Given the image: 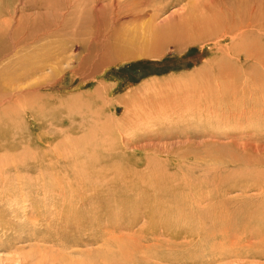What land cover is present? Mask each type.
Instances as JSON below:
<instances>
[{
  "label": "rangeland",
  "instance_id": "rangeland-1",
  "mask_svg": "<svg viewBox=\"0 0 264 264\" xmlns=\"http://www.w3.org/2000/svg\"><path fill=\"white\" fill-rule=\"evenodd\" d=\"M27 3L0 27L17 47L0 62V264H264V0ZM149 26L147 55L118 52Z\"/></svg>",
  "mask_w": 264,
  "mask_h": 264
},
{
  "label": "bare ground",
  "instance_id": "bare-ground-1",
  "mask_svg": "<svg viewBox=\"0 0 264 264\" xmlns=\"http://www.w3.org/2000/svg\"><path fill=\"white\" fill-rule=\"evenodd\" d=\"M2 1V0H1ZM4 1V0H3ZM36 1V0H35ZM218 1V0H217ZM29 2V1H28ZM15 3V2H14ZM77 3V2H76ZM87 3H89V7H88V9L91 11V12H97V13H100V12H102L105 8H107L106 6H109V9H111L112 8V6L114 7H116V3H114V0H87ZM214 4V3H213ZM37 5V4H36ZM74 5H75V2H72V1H70V5H67V6H69L70 7V9L72 8V7H74ZM82 6H83V4H82ZM46 7V6H45ZM77 7V6H76ZM119 7V6H118ZM28 8H31V6H29V4L27 3L26 4V0H16V3H15V5H13L12 7H10L9 8V4H8V0H6L5 1V9H6V11H7V13L9 14L8 16V18L7 19H9V20H7V19H5V20H2V18H0V27H1V24L3 23L5 26H8V28L9 29H7V31H6V34H8V32L10 31H13L14 29H16L17 28V26L20 24V22H21V14H22V12L24 11V10H27ZM35 8V7H34ZM82 8V7H81ZM123 8V7H122ZM128 8V7H127ZM211 8V7H210ZM209 8V9H210ZM73 9V8H72ZM76 9V8H75ZM80 9V8H79ZM153 9V8H152ZM194 9V8H193ZM219 9H221L220 7H219ZM252 9V8H251ZM2 10V9H1ZM0 10V17H1V14H3L2 13V11ZM30 10V9H29ZM34 10H36V9H34ZM46 10V9H45ZM113 10H115V9H113ZM189 10H191V9H189ZM19 11V12H18ZM31 11V10H30ZM40 11V10H39ZM72 10H70V12H71ZM209 11V10H208ZM80 12V11H79ZM112 12V11H111ZM129 12V11H128ZM142 12V11H141ZM200 12V11H199ZM203 12V11H202ZM229 12V11H228ZM20 14L19 16H17V14ZM31 13V12H30ZM39 13V12H38ZM38 13H37V15H38ZM115 13V12H114ZM191 13H193V12H191ZM229 13H231V12H229ZM248 13V12H247ZM14 14V15H13ZM40 14V13H39ZM128 14V13H127ZM151 14V13H150ZM197 14V13H196ZM200 14H202L201 12H200ZM206 14V13H205ZM97 15V14H96ZM123 15V17H124V14H122ZM121 15V16H122ZM186 15V14H185ZM203 15V14H202ZM202 15H199L200 17L202 16ZM249 15H250V13H249ZM28 16H31L30 14L28 15ZM135 17H138V14L137 15H134ZM154 17H152V20H155L154 18H155V16H156V14H154L153 15ZM190 16H193L192 14L190 15ZM189 16V14H187V17H185V16H182V19H181V17H180V22H182L183 24H185L186 26H188V30H191V28L193 27V28H195V25H193V24H190L189 23V20L190 19H192V17H190ZM125 17H126V15H125ZM190 17V18H189ZM209 17V16H208ZM120 18V17H119ZM122 18V17H121ZM199 18V17H198ZM198 18H197V20H198ZM249 18H250V16H249ZM103 19V18H102ZM97 20H99V18L97 19ZM142 20V19H141ZM10 21V22H9ZM77 21H78V19H77ZM116 21V20H115ZM156 21V20H155ZM200 21V20H199ZM198 21V22H199ZM210 21H212L211 19H210ZM142 22V21H141ZM151 22H153V21H150V23ZM178 22V21H177ZM179 22V23H180ZM226 22V21H225ZM114 23V22H113ZM150 23H148V22H146L145 23V25L146 26H148ZM193 23V22H192ZM208 23V22H207ZM203 24V23H202ZM205 24V23H204ZM204 24L202 25L203 27H204ZM215 24V23H214ZM218 24V23H217ZM216 24V25H217ZM13 27H12V26ZM112 25V24H111ZM155 25V24H154ZM153 25V26H154ZM160 25V24H159ZM138 26V25H137ZM141 26V25H140ZM140 26H138V27H140ZM202 26H200V30H201V32H199V35H201L202 33H204L203 31H202V29H204V28H202ZM210 26V25H209ZM234 26V25H233ZM138 27H135V28H138ZM143 27H145V26H143ZM142 27V29L140 28V30H141V32L142 31H145V32H149V33H139L138 34V32L137 33H135V32H132V33H130L129 34V37L127 38V39H125L126 40V44L125 43H123V45H121L120 46V42L118 43V45H119V47L118 46H115V48L116 47H118V52L121 54V55H123L124 57H126V56H128V55H130V54H133V55H135V56H137V55H147V53H148V51L150 50V46L152 45L151 43H150V39H151V37H153L154 36V33H152L153 32V29L149 26V28H147V30L148 31H146L144 28ZM161 27V26H160ZM173 27V26H172ZM261 27V26H260ZM14 28V29H13ZM206 28H207V26H206ZM139 29V28H138ZM198 29V28H197ZM218 29H219V27H218ZM259 29V28H258ZM261 29H263V28H261ZM57 30V29H56ZM184 30V29H183ZM195 30V29H194ZM17 31H18V29H17ZM51 32V30H44L42 33H40V35L39 36H42L43 35V37L44 38H48L49 36H51L49 33ZM23 33V35L25 36L27 33H28V31H24V32H22ZM239 33H241V31H239ZM262 33V32H261ZM12 34V33H11ZM264 34V33H263ZM1 35V34H0ZM104 35V34H103ZM202 35H204V34H202ZM22 36V35H21ZM190 36V35H189ZM222 36V38L223 37H225L226 36V34H222L221 35ZM0 37H2V36H0ZM95 37V36H94ZM232 37H234L233 35H232ZM263 37V36H262ZM26 38V37H25ZM99 38V37H98ZM238 38V37H237ZM1 39V38H0ZM2 39H3V37H2ZM12 39V38H11ZM23 40H24V38H23ZM16 41H18V38H17V40ZM219 40H217V42H218ZM11 42H13L11 45V48H8V49H6V50H0V62L1 61H4L6 58H9V57H11V55H16V53H17V47H16V42L14 43V39H12V41ZM20 42H22V41H20ZM18 43V42H17ZM21 44V43H20ZM27 44V43H26ZM128 44H130V45H132V46H134V50H132V52L129 50H127V49H125L124 47H126L125 45H128ZM236 44V43H235ZM240 44V43H239ZM239 44H237L238 46H239ZM20 46V45H19ZM26 46V45H25ZM232 46V45H231ZM256 46V45H255ZM24 47V46H23ZM152 47V46H151ZM242 47V49H243V46H241ZM1 49V48H0ZM22 49V48H21ZM28 49V48H27ZM149 49V50H148ZM24 50H26V49H24ZM23 50V51H24ZM258 50V49H257ZM262 50H264V48H262ZM23 51H19V52H23ZM151 51V50H150ZM259 51V50H258ZM255 52V51H254ZM31 53V52H30ZM244 53V52H243ZM246 53V52H245ZM260 53H261V51H260ZM264 53V52H263ZM262 53V54H263ZM24 54V53H23ZM225 55H227L226 53H224ZM249 54V53H248ZM256 54H258V52L256 53ZM18 55V54H17ZM250 55V54H249ZM248 55V56H249ZM26 56V55H25ZM24 56V57H25ZM27 56H28V54H27ZM230 56H231V54H230ZM233 56H234V54H233ZM251 56V55H250ZM262 56H264V55H262ZM17 57V56H16ZM18 57H19V55H18ZM17 57V58H18ZM228 57H229V55H228ZM235 57V59H237V58H239V54L237 53L236 54V56H234ZM233 57V58H234ZM20 59V58H19ZM26 59H28V58H26ZM21 60V59H20ZM29 60V59H28ZM19 61V60H18ZM214 61V60H213ZM12 62V61H11ZM22 63H23V61H22ZM24 63H26V62H24ZM36 64V63H35ZM25 65H27V64H25ZM217 65H219V64H217ZM31 65H29V67H30ZM27 67V66H26ZM210 67V66H209ZM9 69H10V67H9ZM13 69V68H12ZM19 69H21V68H19ZM205 69V68H204ZM209 69H211V68H209ZM228 69V68H227ZM4 70V69H3ZM221 70V69H220ZM219 70V71H220ZM7 71V70H6ZM16 71V70H15ZM20 71V70H19ZM1 72V71H0ZM226 72V71H225ZM7 73L9 74L10 72H8L7 71ZM13 73V71L11 72V74ZM15 73V72H14ZM10 74V75H11ZM18 74H20V73H18ZM22 74V73H21ZM209 74H211V73H209ZM222 74H224V73H222ZM9 75V76H10ZM13 75V74H12ZM15 75H16V73H15ZM221 75V74H220ZM1 76L3 77V76H6V72H4V73H2L1 74ZM14 76V75H13ZM197 76V75H196ZM224 76H226V75H224ZM223 76V77H224ZM207 80V78H203V76H198L197 77V79L195 78V82L193 83V85L192 86H190L191 87V89H192V91H193V93H198V92H205V90L208 88V82L206 81ZM209 80H211V79H209ZM220 80V79H219ZM215 81H217V80H215ZM182 83V82H181ZM216 82H214L213 81V84H215ZM229 83V82H228ZM233 83V82H232ZM232 83H230V85L232 84ZM170 84V83H169ZM187 84V83H186ZM218 84H221V83H218ZM243 84V83H242ZM216 85V84H215ZM233 85V84H232ZM166 86V85H165ZM180 86V85H179ZM219 86V85H218ZM225 86H228V85H225ZM214 87V86H213ZM215 88V87H214ZM213 88V89H214ZM225 88V87H224ZM183 89V88H182ZM190 89V90H191ZM218 89V88H217ZM227 89V88H226ZM225 89V90H226ZM148 90V89H147ZM161 90V89H160ZM209 90V89H208ZM207 90V91H208ZM216 90V89H215ZM219 90V89H218ZM218 90H216V91H218ZM213 91V90H212ZM190 92V91H189ZM208 92H210V90L208 91ZM222 92V94H223V91H221ZM220 92V93H221ZM226 92V91H225ZM242 92V91H241ZM217 93H219V92H217ZM229 93V92H228ZM199 94V93H198ZM210 94V93H209ZM213 94V93H212ZM215 94H216V92H215ZM184 95V94H183ZM204 95V94H203ZM202 95V96H203ZM173 96V95H172ZM223 96V95H222ZM162 97V96H161ZM193 97V96H192ZM7 98H9V97H7ZM188 98V97H187ZM177 99V98H176ZM189 99V98H188ZM183 100V99H182ZM181 100V101H182ZM185 100H187V99H185ZM180 101V100H179ZM180 101V102H181ZM183 102H184V100H183ZM167 104V103H166ZM2 105V104H1ZM180 107V106H179ZM128 109V108H127ZM131 109V107L129 108V110ZM179 110V109H178ZM134 111V110H133ZM127 112V111H126ZM224 247V246H223ZM140 248V247H139ZM220 251V250H219ZM256 252H258V254H259V251H256ZM136 253H138V252H136ZM146 253V252H145ZM123 255V254H122ZM260 255V254H259ZM115 256H116V254H115ZM144 256H146V255H144ZM110 257V256H109ZM216 257V256H215ZM112 258V257H111ZM89 259V258H88ZM164 259V258H163ZM169 260H171V259H169ZM117 261V260H116ZM169 262V261H168Z\"/></svg>",
  "mask_w": 264,
  "mask_h": 264
}]
</instances>
